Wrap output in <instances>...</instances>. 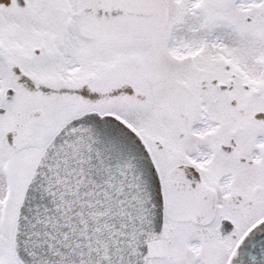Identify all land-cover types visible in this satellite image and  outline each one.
Listing matches in <instances>:
<instances>
[{
	"label": "snow or ice",
	"instance_id": "6c2138e0",
	"mask_svg": "<svg viewBox=\"0 0 264 264\" xmlns=\"http://www.w3.org/2000/svg\"><path fill=\"white\" fill-rule=\"evenodd\" d=\"M0 264H264V0H0Z\"/></svg>",
	"mask_w": 264,
	"mask_h": 264
}]
</instances>
